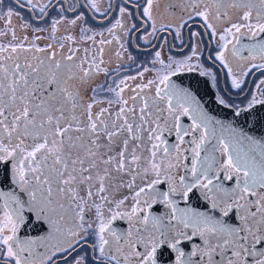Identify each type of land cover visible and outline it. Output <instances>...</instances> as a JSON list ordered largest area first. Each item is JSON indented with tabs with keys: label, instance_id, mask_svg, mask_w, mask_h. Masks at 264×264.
<instances>
[{
	"label": "snow or ice",
	"instance_id": "obj_1",
	"mask_svg": "<svg viewBox=\"0 0 264 264\" xmlns=\"http://www.w3.org/2000/svg\"><path fill=\"white\" fill-rule=\"evenodd\" d=\"M157 3L144 0L143 5L146 19L142 23L152 22V34L166 30L164 25L156 27L153 10ZM186 3L187 19L199 18L208 35L219 41L215 60L227 69L233 88L241 89L244 83L234 75V68L243 67L244 76L264 70V0ZM90 7L99 11L97 0H91ZM125 12L121 7L122 16ZM12 15L9 10L0 19L10 26ZM113 27L123 28V24L117 20ZM10 33L18 40L15 31L10 29ZM7 35L9 32L0 31V37ZM46 48L50 51L35 43L28 47L23 42L0 43V186L9 187L7 191L0 187V253L8 258L4 264H55L57 254L67 264L89 241L92 264H248L249 258L252 264H264V141L216 120L189 88L173 81L180 73L203 68L195 46L189 56H169L167 61L157 51L153 69L137 71L143 81L146 72L155 70L153 79L133 88L128 81L137 76H128L110 87L108 91L120 105L115 113L103 107L93 112L101 101L93 98L85 105L79 89L72 90L74 80L86 82L94 73L107 74L108 69L101 67L103 59L89 61L86 55L77 62L73 49H69L71 55L58 56L53 45ZM103 51L101 47L99 52ZM117 57L122 53L117 52ZM257 60L260 63H254ZM200 74L212 75L209 69ZM261 84L264 80L257 84L245 108L227 104L223 98L218 102L232 108L236 118L250 116L254 106L264 105V99L258 98L264 97ZM125 89L134 94L125 99ZM108 103L111 106L113 101ZM77 109L83 111L77 115ZM184 117L190 125L183 123ZM145 132L147 142L137 144L142 154L129 151V141L141 140L140 133ZM165 132L177 138L171 150L162 139ZM84 134L89 137L87 142ZM123 136L128 138L122 139L115 155L100 156L101 149H106L102 139L111 144ZM185 143L192 147L182 148ZM81 152L83 156H74ZM185 152L191 156L190 173L189 164L183 163L189 159ZM100 164L109 167L100 168ZM180 168L185 174L177 178L171 170ZM233 180L234 187L225 186ZM164 184L167 190H163ZM194 189L215 214L188 203ZM110 193H114L112 199ZM153 205H163L166 211L155 214ZM33 218L46 228V234L21 239V225ZM114 221H127V227L118 230ZM194 238L200 243L186 251L185 242L191 244ZM36 247L44 251L37 252ZM87 260V256L77 255L72 264H87Z\"/></svg>",
	"mask_w": 264,
	"mask_h": 264
},
{
	"label": "flooded vegetation",
	"instance_id": "obj_2",
	"mask_svg": "<svg viewBox=\"0 0 264 264\" xmlns=\"http://www.w3.org/2000/svg\"><path fill=\"white\" fill-rule=\"evenodd\" d=\"M90 4L91 0H32V4H29L28 0H19V2L17 0H0V14H5L9 10L13 13L10 26H7L5 21L0 19V31L9 32V35L0 37V43L7 45L8 43L23 42L26 47L31 43H35L37 47L45 48L46 51H50L46 46L51 44L54 46L58 56L61 54L63 56L71 55L72 53L68 49H73L76 53L75 59L77 62L86 55L89 61L93 57H95L96 62L103 59L101 67L108 69L107 74L101 71L94 73L86 82L79 80L72 81V90L79 89L85 105L90 103L93 98L101 101L99 107L94 105L93 112H98L99 108L103 107L115 113L120 105L116 103L114 93L109 92L108 89L110 87L115 88L120 80L128 76H137V71H142L144 67L153 69L152 61L157 51L161 52V58L167 61L169 56L176 59L189 56L193 46H195L199 53L198 63L203 68L183 73H189V76L186 77H189L188 79L192 81V86L198 87L199 85L202 88L190 90L197 96L208 114L216 110L217 107L221 108L225 106L219 104V98H223L227 104L245 108L252 94L257 91V84L264 80V70H253L249 75L244 76L243 67L234 68V75L243 79L244 83L241 89L232 87L231 76L228 74L227 69L223 68L220 62L215 60L219 41L208 35L207 30L204 29L203 22L199 18H194L190 21L187 19L189 10L186 0H158L153 10L156 27L159 29L161 25H164L166 30H158L155 34H152L151 21L142 23L146 19L143 17L144 0H97L99 11L92 9ZM121 7L127 9V12L123 16L120 13ZM41 8L44 9L43 13L40 11ZM105 13L107 14L105 15ZM77 17H80V19H77ZM71 20H76V23H69ZM117 20L121 21L123 28L113 27ZM55 21H59V23L55 25V31H53ZM184 21H187V23L181 28L180 24ZM233 22L238 21L234 20ZM133 25H135V29H133ZM168 25H171V27H167ZM110 28L113 29L112 33L108 32ZM10 29L11 31H15L18 40L12 39ZM218 31H222V29H218ZM177 32H179V35H177ZM194 32H199L200 35L193 36ZM100 33H103V36ZM37 36L40 39L33 40ZM68 36H72L74 39L69 40L67 39ZM89 36H93L94 40L87 39ZM114 36H118L120 38L119 41L113 39ZM25 37L28 39L25 40ZM101 39L110 41V43L100 45L98 42ZM242 40L245 43L248 42L247 37H242ZM121 44H123V48L120 47ZM60 45H64V47L61 48ZM101 47L104 49L102 54L99 52ZM85 49H88L87 53L84 51ZM117 52L122 53V57L118 58ZM244 55H247V52ZM209 57L212 59H209ZM254 63H260V61L257 60ZM156 67L158 68L159 65L156 64ZM203 69L211 70L212 75H201L200 72ZM155 75V70L149 71L145 73L143 81L137 76L136 80H129L128 84L134 88L137 83H144L147 79H153ZM178 81L177 79L174 82L180 84L181 82ZM260 87L264 89V84H261ZM93 89H97L96 93H93ZM133 94L128 89H125L123 97L127 99ZM258 98L264 99V97ZM110 100L113 101L111 106L108 103ZM129 104L131 106L132 102L129 101ZM76 111L77 115H79L83 109H77ZM80 119L83 120L84 117L80 116ZM182 121L186 126L191 123L186 117L182 118ZM140 135L142 137L141 140L129 141V151L136 149L137 155L142 154L141 149L137 148V144L144 145L147 142V133H140ZM127 138V136L118 137L111 144L102 139L100 143L106 145V149H101L100 156L106 158L108 155H115L122 147V139ZM83 139L87 142L89 140L88 135L84 134ZM162 139L170 150L173 145L178 143L176 136L174 134L169 135L167 132H165ZM190 139V137H185L186 141ZM164 146L162 145V147ZM181 147L190 149L192 145L185 143ZM75 155L83 156V153H74ZM185 155H189V153L185 152ZM174 156L175 153L173 152ZM223 159L224 157L221 156V163ZM96 163H99V161H96ZM183 163L189 164L188 171L190 173L191 156L189 155V159L183 161ZM75 167L79 169L80 166L77 164ZM85 167H87V162L85 163ZM104 167L109 166L100 164V168ZM171 171L173 174H176L177 178L185 174L183 168L172 169ZM93 175L96 174L93 173ZM113 176L115 177L116 173H113ZM124 178L127 179V177ZM187 179L189 181L192 179L190 174L187 176ZM225 186L229 188L234 187L235 181H226ZM0 187H3L5 191L9 190L7 185ZM163 190H167V184L163 185ZM81 195H83V190H81ZM113 195L114 193H110L109 199H112ZM188 203L200 211H204L208 206V202L202 198L199 190L196 189H194L193 194H190ZM180 206H185L183 200L180 201ZM207 210L215 214L214 210L210 207H207ZM152 211L155 214H159L165 212L166 209L163 205H153ZM25 215L27 220V211H25ZM31 223L37 224V221L33 218ZM113 223L114 227L118 230H124L127 227V221H114ZM24 225H21L18 232V236L21 239L28 237L35 238L46 234V228H42L38 224L35 227L33 224L30 228V234L24 237L21 234ZM198 243H200L199 238H194L191 244L185 242V250L190 251ZM90 244L91 241L82 250L78 249L76 253H73V256L68 258L67 264H72V259L77 255L87 256V264H92ZM35 251L43 252L44 248L36 247ZM125 252H127L126 249ZM59 256L60 254H57V257L54 258L55 264H65V261L61 260ZM7 259L3 256V253H0V264H4V261ZM197 259L193 257V260ZM248 264H252L251 258L248 259Z\"/></svg>",
	"mask_w": 264,
	"mask_h": 264
},
{
	"label": "water",
	"instance_id": "obj_3",
	"mask_svg": "<svg viewBox=\"0 0 264 264\" xmlns=\"http://www.w3.org/2000/svg\"><path fill=\"white\" fill-rule=\"evenodd\" d=\"M186 76H189V73H180L178 77H173L172 79L173 81L177 79L181 81L185 79ZM206 83L208 85L207 81ZM262 107H264V105L254 106L253 109L249 110V112H251V115L247 117L245 116H241L239 118L234 117L233 109L226 106H222L221 108L217 107V109L211 111L209 115L214 117L216 120L222 121L224 124H231L233 127L243 129L249 135H252L257 139L264 141V108ZM245 119H247L248 121L247 123L245 122ZM253 121L255 122V126H253ZM201 155L202 156L204 155L203 151ZM21 234L24 237H27L30 234V228L24 225L21 230Z\"/></svg>",
	"mask_w": 264,
	"mask_h": 264
},
{
	"label": "bare ground",
	"instance_id": "obj_4",
	"mask_svg": "<svg viewBox=\"0 0 264 264\" xmlns=\"http://www.w3.org/2000/svg\"><path fill=\"white\" fill-rule=\"evenodd\" d=\"M178 82H181L180 84L182 86L187 87L189 89H194V90L202 89L199 85H198V87L192 86V84H193V83H191L192 81L190 79H188L187 77L185 79L181 80V81H178ZM33 224H34L35 227L37 226V224L31 223V222L30 223H27L26 226H28L29 228H31Z\"/></svg>",
	"mask_w": 264,
	"mask_h": 264
},
{
	"label": "rangeland",
	"instance_id": "obj_5",
	"mask_svg": "<svg viewBox=\"0 0 264 264\" xmlns=\"http://www.w3.org/2000/svg\"><path fill=\"white\" fill-rule=\"evenodd\" d=\"M68 51H69V49H68ZM74 58H76V53H75V57ZM173 174V173H172ZM173 175H175L176 176V174L174 173ZM95 181V180H94ZM93 181V183L95 184V182ZM4 256V255H3ZM5 258H7L6 256H4Z\"/></svg>",
	"mask_w": 264,
	"mask_h": 264
}]
</instances>
